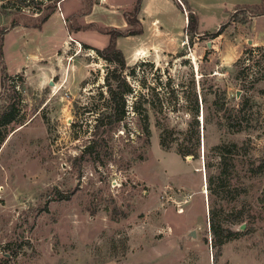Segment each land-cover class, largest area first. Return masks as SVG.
I'll return each instance as SVG.
<instances>
[{
	"label": "rangeland",
	"instance_id": "1",
	"mask_svg": "<svg viewBox=\"0 0 264 264\" xmlns=\"http://www.w3.org/2000/svg\"><path fill=\"white\" fill-rule=\"evenodd\" d=\"M180 1L186 17L185 9L198 14V33L185 26L176 53L128 63L134 91L110 129L120 103L105 76L120 69L83 43L104 48L109 35L71 34L79 44L64 16L47 24L50 36L43 26H13L17 13L40 17L53 0H0L5 67L29 62L32 79L18 71L0 87V111L17 105L0 126V264H264V172L252 171L264 158V0ZM60 2L67 13L81 0ZM153 24L138 44L168 48L164 38L169 45L183 29L162 38ZM224 24L218 37L205 34ZM48 65L57 73L38 80ZM166 125L175 130L169 148L160 143ZM190 137L199 138L198 157L178 152ZM213 221L232 234L218 257Z\"/></svg>",
	"mask_w": 264,
	"mask_h": 264
},
{
	"label": "trees",
	"instance_id": "2",
	"mask_svg": "<svg viewBox=\"0 0 264 264\" xmlns=\"http://www.w3.org/2000/svg\"><path fill=\"white\" fill-rule=\"evenodd\" d=\"M61 0H53V4H50L47 7V11L45 14L41 15L40 17H30L23 13H17L18 17L12 19V25H18L23 24L26 27H34L41 29L44 23L49 19V17L56 11L58 8L57 3ZM142 0H137L135 5L130 10H125L123 12V15L129 25L126 29H121L114 26H100L97 23H90L86 25H81L77 23V17L79 14L83 13V10H80L74 14H72L69 19L70 23L67 25V28L70 32L73 30L79 31V30H87L90 28L97 29L101 33L108 34L109 35V43L104 48H98L91 46L89 44H84L86 48L94 49L101 57L109 61L110 63H116L120 70H113L112 72L108 71L105 80L108 81L109 85V92L111 94V101L115 103V105L118 107V103H120L119 111L115 115L114 119L111 120L108 124H110V129H114L117 124L120 123V121L123 120V117L126 112V107L128 106V99L127 95L133 93L134 89L131 86L130 82L127 80V76H125L123 73L126 70L130 71V74H134V67L129 66L125 57L124 52L122 49L119 48L117 44V39L122 36H131V35H139L144 33V26L141 22V20L138 17V13L141 8ZM180 8L184 10L183 8V2H178ZM261 5V4H260ZM258 6V5H257ZM261 7V6H259ZM262 9L258 10V15H264V7H261ZM89 9V7H88ZM41 9L38 10L40 12ZM188 11V21L187 25L185 27V32L189 35H196L198 33V26H199V17L196 12H194L191 9H187ZM224 24L222 27H220L218 30L212 32L208 31L205 34L209 36V38L213 39L218 37L223 33ZM3 32L0 31V87L4 86L5 79H10L12 76L6 72V67L3 61ZM253 50V49H252ZM135 65V64H134ZM114 82L115 85L112 84ZM14 85V84H13ZM14 89V88H13ZM217 92V91H215ZM214 92V93H215ZM217 94L216 95V103L217 100ZM131 107L134 112L141 114L140 108H139V101H133L131 104ZM219 109H221V106H219ZM17 110V105L15 102H10L5 109L0 111V126L3 124H7L11 122L14 119L15 112ZM199 110L198 106V100L196 98V111ZM145 119H148V116L145 115ZM240 118H236V116L230 115L228 117V124L230 127H237L238 130H241L243 128L242 124H239ZM197 123V120H196ZM101 123H96V130L100 129ZM149 124H147L146 128L148 129ZM174 128H171L169 126H162L161 133H160V143L163 147L169 148L173 142L174 139ZM198 147H199V138L195 140L193 137H190L189 139H186L184 142H181L178 146V152L182 154L183 156L187 155H193V157H198ZM254 173H261L264 172V158L260 160V162L253 167L252 170ZM264 192V190H263ZM211 232L213 235V247L217 248V257L220 254L221 247L230 239H232L231 236L226 237L225 232L226 228L222 226L221 223H217L215 221L211 222Z\"/></svg>",
	"mask_w": 264,
	"mask_h": 264
},
{
	"label": "crops",
	"instance_id": "3",
	"mask_svg": "<svg viewBox=\"0 0 264 264\" xmlns=\"http://www.w3.org/2000/svg\"><path fill=\"white\" fill-rule=\"evenodd\" d=\"M87 1V2H86ZM137 0H131L133 2V6L135 5ZM97 2V1H96ZM96 2H92L90 0H81V3L76 9L69 10L67 13L63 11L62 8H57L54 13L49 17V19L44 23L42 31L43 33H47L48 36L51 34V30L49 28L45 29L47 24L52 22L55 18H59L62 24L65 22L63 21V16L66 18H69L72 14L85 9L87 4L89 3V9L87 11H84L83 13L79 14L77 17V23L81 25H86L90 23H97L99 24V20L102 18L104 19H110V21L113 20V22H107L106 23H111L112 26L114 27H127L128 23L123 15V11L125 9H122L120 6L122 0H102L100 3L97 4ZM178 2H181L180 0H142L141 3V8L138 13V17L141 20L143 26H144V33L139 34V35H131V36H122L117 39V44L118 46L123 49L125 53V57L127 60V63L133 64L139 61L140 59H143L144 57H153V58H162L164 56V52L168 53H176L179 50V37L182 36L184 27L186 26V21H188V15L186 17L185 13L183 10L180 8ZM62 0L60 2V6L62 5ZM133 8V7H132ZM187 11V9H185ZM99 11V12H98ZM185 11V12H186ZM255 21V20H254ZM156 23V26H159V30H157L158 35L162 36L164 38L165 35L168 33H165V30L167 28H171V34L175 26L182 27V31L179 32L178 34H173L175 36H178L177 40H171L168 42L169 45L166 44V40L164 38V44L168 48H161L158 43H150L146 46L138 44L139 39H145L147 38L148 34V26H153ZM102 24V23H100ZM99 24V25H100ZM102 26V25H100ZM111 26V25H110ZM199 27V26H198ZM153 28V27H152ZM65 29L68 31V29L65 26ZM122 29V28H121ZM85 30H73L70 32L69 37H72L77 43L80 44V42H83L77 38H75L71 34H77L80 35V33L84 32ZM125 39H134V45H131L129 47L124 48L122 42ZM264 40H260V42L257 43H263ZM84 44H89L93 46L90 43L83 42ZM174 43V44H173ZM176 43V44H175ZM59 47V46H58ZM56 46L55 49L52 51V55L55 53L56 49L58 48ZM95 47V46H94ZM120 48V49H121ZM37 56L31 55V57ZM26 65L23 66V70L17 69L13 72H9L8 69L6 68V72L10 75L13 73H16L18 71H25L27 80H32L31 76L29 75L28 69H30L31 65L30 63H26ZM42 72L39 74V79L38 80H51L55 73H57V66L56 65H48L46 66V69H42Z\"/></svg>",
	"mask_w": 264,
	"mask_h": 264
},
{
	"label": "water",
	"instance_id": "4",
	"mask_svg": "<svg viewBox=\"0 0 264 264\" xmlns=\"http://www.w3.org/2000/svg\"><path fill=\"white\" fill-rule=\"evenodd\" d=\"M208 46L211 47V46H212V42H209V43H208Z\"/></svg>",
	"mask_w": 264,
	"mask_h": 264
},
{
	"label": "built area",
	"instance_id": "5",
	"mask_svg": "<svg viewBox=\"0 0 264 264\" xmlns=\"http://www.w3.org/2000/svg\"><path fill=\"white\" fill-rule=\"evenodd\" d=\"M72 38V37H71ZM75 41V40H74ZM75 42H77V41H75Z\"/></svg>",
	"mask_w": 264,
	"mask_h": 264
},
{
	"label": "bare ground",
	"instance_id": "6",
	"mask_svg": "<svg viewBox=\"0 0 264 264\" xmlns=\"http://www.w3.org/2000/svg\"><path fill=\"white\" fill-rule=\"evenodd\" d=\"M193 56V55H192Z\"/></svg>",
	"mask_w": 264,
	"mask_h": 264
}]
</instances>
